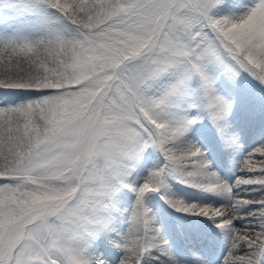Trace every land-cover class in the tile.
I'll return each mask as SVG.
<instances>
[{"label":"snow or ice","instance_id":"snow-or-ice-1","mask_svg":"<svg viewBox=\"0 0 264 264\" xmlns=\"http://www.w3.org/2000/svg\"><path fill=\"white\" fill-rule=\"evenodd\" d=\"M0 264H264V0H0Z\"/></svg>","mask_w":264,"mask_h":264},{"label":"bare ground","instance_id":"bare-ground-1","mask_svg":"<svg viewBox=\"0 0 264 264\" xmlns=\"http://www.w3.org/2000/svg\"><path fill=\"white\" fill-rule=\"evenodd\" d=\"M258 139V137H249L246 139V144L247 145H252L255 143V141ZM215 159V156L213 157ZM217 164L219 165V161L217 160ZM225 175H227V172L225 170ZM177 190L179 192L180 195L184 196L185 198H188V199H197L199 198V194L196 193L195 191L193 190H189V189H184L182 187H179L177 186ZM184 193V194H182ZM162 203V202H161Z\"/></svg>","mask_w":264,"mask_h":264},{"label":"rangeland","instance_id":"rangeland-1","mask_svg":"<svg viewBox=\"0 0 264 264\" xmlns=\"http://www.w3.org/2000/svg\"><path fill=\"white\" fill-rule=\"evenodd\" d=\"M182 194H184V193H182ZM185 195V194H184Z\"/></svg>","mask_w":264,"mask_h":264}]
</instances>
